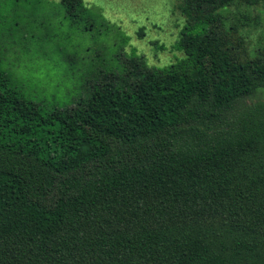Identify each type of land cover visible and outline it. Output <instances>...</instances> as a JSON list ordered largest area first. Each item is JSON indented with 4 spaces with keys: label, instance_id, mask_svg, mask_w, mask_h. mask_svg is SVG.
<instances>
[{
    "label": "trees",
    "instance_id": "trees-1",
    "mask_svg": "<svg viewBox=\"0 0 264 264\" xmlns=\"http://www.w3.org/2000/svg\"><path fill=\"white\" fill-rule=\"evenodd\" d=\"M177 2L182 58L134 51L66 108L26 98L0 52V264H264V39L244 33L264 0ZM59 7L114 26L84 0Z\"/></svg>",
    "mask_w": 264,
    "mask_h": 264
},
{
    "label": "rangeland",
    "instance_id": "rangeland-1",
    "mask_svg": "<svg viewBox=\"0 0 264 264\" xmlns=\"http://www.w3.org/2000/svg\"><path fill=\"white\" fill-rule=\"evenodd\" d=\"M84 1L98 7L114 26L98 25L93 31L82 22L71 26L60 10V0H37L38 10L33 4L0 13L3 66L15 88L45 111L73 106L87 96L98 76L118 72L134 51L156 67L184 56L175 48L185 23L179 12L173 13L178 0ZM235 15L239 16L232 9L230 19ZM252 17H259L260 23L247 27L244 33L253 48L264 39V6L254 9ZM143 28L145 36L140 38ZM121 36L130 38L128 45H120ZM258 100H264V88L253 99Z\"/></svg>",
    "mask_w": 264,
    "mask_h": 264
}]
</instances>
